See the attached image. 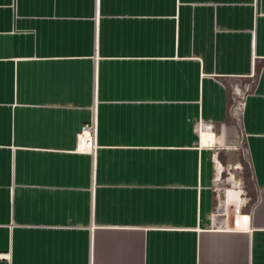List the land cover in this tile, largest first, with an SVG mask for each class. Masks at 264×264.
Returning <instances> with one entry per match:
<instances>
[{
    "label": "crops",
    "instance_id": "crops-1",
    "mask_svg": "<svg viewBox=\"0 0 264 264\" xmlns=\"http://www.w3.org/2000/svg\"><path fill=\"white\" fill-rule=\"evenodd\" d=\"M0 264H264V0H0Z\"/></svg>",
    "mask_w": 264,
    "mask_h": 264
},
{
    "label": "built area",
    "instance_id": "built-area-1",
    "mask_svg": "<svg viewBox=\"0 0 264 264\" xmlns=\"http://www.w3.org/2000/svg\"><path fill=\"white\" fill-rule=\"evenodd\" d=\"M237 97V102L235 108H240L242 106V92L240 90L234 91ZM233 107V110L235 109ZM204 130H209L208 127H203ZM77 148L76 151H88L93 150V145L95 142V122L90 121L89 123L82 124L76 134Z\"/></svg>",
    "mask_w": 264,
    "mask_h": 264
},
{
    "label": "bare ground",
    "instance_id": "bare-ground-1",
    "mask_svg": "<svg viewBox=\"0 0 264 264\" xmlns=\"http://www.w3.org/2000/svg\"><path fill=\"white\" fill-rule=\"evenodd\" d=\"M204 135H202V142H204L205 140H204V137H203ZM209 143H211V139L209 140V139H207V137H206V144H209Z\"/></svg>",
    "mask_w": 264,
    "mask_h": 264
},
{
    "label": "rangeland",
    "instance_id": "rangeland-1",
    "mask_svg": "<svg viewBox=\"0 0 264 264\" xmlns=\"http://www.w3.org/2000/svg\"><path fill=\"white\" fill-rule=\"evenodd\" d=\"M228 173V172H227ZM228 175L226 174V177H227ZM224 179H225V174H224ZM244 183H246V182H244ZM222 187H227V186H225V185H222Z\"/></svg>",
    "mask_w": 264,
    "mask_h": 264
}]
</instances>
